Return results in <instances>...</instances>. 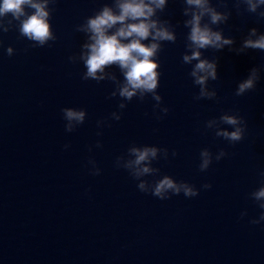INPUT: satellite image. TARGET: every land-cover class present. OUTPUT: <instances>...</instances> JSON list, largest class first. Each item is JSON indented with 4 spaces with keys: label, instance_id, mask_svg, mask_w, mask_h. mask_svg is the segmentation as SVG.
I'll use <instances>...</instances> for the list:
<instances>
[{
    "label": "water",
    "instance_id": "1",
    "mask_svg": "<svg viewBox=\"0 0 264 264\" xmlns=\"http://www.w3.org/2000/svg\"><path fill=\"white\" fill-rule=\"evenodd\" d=\"M226 2L231 15L219 28L235 40L234 48L251 28L264 34V20L244 12V6L238 15L232 0ZM110 3L50 5L57 37L51 47H30L14 29L0 33V264H264V222L249 223L260 210L247 198L260 186L264 170V71L253 91L234 95L249 70L264 65V52L202 50L205 58L217 59L218 78L209 81L217 100L194 101L199 88L188 76L191 66L181 62L187 18L180 0H168L159 15L178 25L177 39L163 44L159 54L157 94L169 112L157 120L149 95L127 103L121 119L113 121L110 114L120 100L107 97L114 85L82 80L83 64L68 60L85 41L75 27ZM8 47L14 50L11 57ZM108 71L122 79L116 67ZM63 108L86 112L72 133L64 130ZM225 112L238 113L247 123L245 138L234 145L204 128ZM103 119L111 127L98 129ZM97 141L102 148L94 147ZM133 143L168 149V160L153 167L194 185L199 195L161 201L140 192L138 182L114 166ZM204 148L229 155L199 172ZM89 159L101 169L99 176L89 174ZM206 183L212 187L203 190ZM241 212H247L243 219Z\"/></svg>",
    "mask_w": 264,
    "mask_h": 264
},
{
    "label": "clouds",
    "instance_id": "2",
    "mask_svg": "<svg viewBox=\"0 0 264 264\" xmlns=\"http://www.w3.org/2000/svg\"><path fill=\"white\" fill-rule=\"evenodd\" d=\"M57 0H2L0 2V33H8L13 29L18 32V38L30 42V47H51L49 42H55L50 20ZM182 15L186 17L183 27L188 29L185 37L181 62L191 66L188 76L194 86H198V94L193 96L194 101L217 100L215 89L209 88V81L217 80V59L205 58L202 50L222 51L226 47L237 55L247 50H260L264 52V34L258 33L256 28H251L242 39L240 47L234 48L235 40L225 38L220 25L226 24L231 12L227 10L226 0H180ZM238 15L243 11L254 14L259 20H264V0H232ZM168 0H111L104 4L92 16L75 27V31L83 33L85 41L80 47L78 55L68 57L70 63H82L85 71L81 79L84 81H109L114 85V90L108 99L119 98L118 111L110 114V119L119 121L127 103L134 98L143 102L146 96H151L155 101L153 115L157 120L162 119L169 112L167 107H161L162 97L157 94L160 79L159 54L163 44L176 43L175 28L169 20H162L160 13L167 7ZM218 8L225 9L218 11ZM10 17V18H9ZM7 56L14 54L12 47L6 48ZM190 53V54H189ZM195 62V63H193ZM116 67L122 79L108 69ZM261 67H252L245 79L237 84L234 95L243 96L256 88L260 80ZM157 109L159 114H157ZM62 119L65 121L64 130L74 132L86 119L83 109L63 108ZM111 127L107 119L98 120L97 128ZM204 128L214 132L215 138L226 141L229 145L241 142L245 138L247 123L238 113H222L218 118L205 122ZM228 129H231L229 131ZM155 131V130H154ZM102 135L101 132L96 133ZM96 148H102L97 141ZM65 150L69 145H64ZM89 152L92 148L89 147ZM172 157L177 153L172 151ZM229 154L220 149L215 155L204 148L199 152V172H206L213 160L219 162ZM168 149L156 146L131 144L124 155L116 157L114 166L125 170L128 175L137 181V189L164 201L181 193L185 198L199 195L194 185L185 181H176L168 175H162L154 162L167 161ZM89 174L99 176L101 169L97 167L94 159L88 160ZM152 177V180L146 179ZM159 177V178H157ZM260 186L248 193L247 198L260 210L258 218L251 219L249 223L258 225L264 222V170L259 172ZM211 184H203L201 188L208 190ZM247 212H241L243 219Z\"/></svg>",
    "mask_w": 264,
    "mask_h": 264
}]
</instances>
